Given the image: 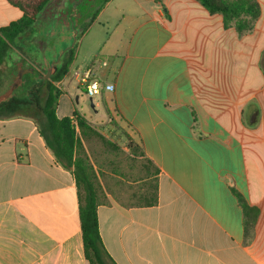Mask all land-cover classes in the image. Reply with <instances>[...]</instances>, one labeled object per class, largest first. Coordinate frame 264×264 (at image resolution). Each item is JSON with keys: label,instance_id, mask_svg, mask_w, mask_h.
Here are the masks:
<instances>
[{"label": "crops", "instance_id": "0c3cea01", "mask_svg": "<svg viewBox=\"0 0 264 264\" xmlns=\"http://www.w3.org/2000/svg\"><path fill=\"white\" fill-rule=\"evenodd\" d=\"M257 1L261 16L241 38L196 0H108L78 38L55 83L57 117H71L79 104L65 76L86 96L74 72L112 86L88 100L104 107L126 150L128 142L139 148L155 183L157 203L144 206L121 201L143 199L145 177L132 183L111 167L97 176L99 235L113 264H264V0ZM21 16L0 0V28ZM33 38L20 39L16 67L35 66ZM241 201L254 217L248 236ZM0 264H88L74 176L26 117L0 119Z\"/></svg>", "mask_w": 264, "mask_h": 264}, {"label": "trees", "instance_id": "16d2710c", "mask_svg": "<svg viewBox=\"0 0 264 264\" xmlns=\"http://www.w3.org/2000/svg\"><path fill=\"white\" fill-rule=\"evenodd\" d=\"M50 0H7L18 8L22 16L0 28V94L11 82V77L17 72L16 62L24 55V43L20 39L27 35L37 22L38 15ZM104 0L102 3L107 2ZM210 15L221 16L223 27L233 29L237 37L241 38L251 33L261 16V8L257 0H196ZM15 57L9 60L13 53ZM264 59V55H262ZM71 57L65 60L61 69L49 80L42 82L31 75L23 76L25 83L13 92V96L0 103V119L12 117L31 118L46 147L51 151L57 163L74 176L79 198L80 228L85 259L88 264H113L107 255L98 229L97 176L92 166L85 158L82 140L96 138L108 144L105 136L89 120L77 110L71 117L58 118L56 106L61 94L55 83L67 73ZM75 120L78 133L72 126ZM129 149L140 152L136 145L128 142ZM157 203L156 194L144 206ZM244 211L245 234H249L254 224V217L250 208L241 201Z\"/></svg>", "mask_w": 264, "mask_h": 264}, {"label": "rangeland", "instance_id": "374dc122", "mask_svg": "<svg viewBox=\"0 0 264 264\" xmlns=\"http://www.w3.org/2000/svg\"><path fill=\"white\" fill-rule=\"evenodd\" d=\"M42 71L44 73V70ZM64 78L69 94L72 95L73 98L75 95L79 97V104H75L76 109L79 110L78 112L82 115L84 113L86 116H91L94 122L93 125L99 129L108 142V144H105L94 137H88L82 140L83 145L88 152V154L85 152V158L92 166L96 176L103 179L102 171L111 167L112 169L117 170L120 177L125 180L128 179V181L132 183L142 180V178L145 177V180L141 181L143 199H136L133 201L122 200L121 203L127 202L136 205H146L155 194V183L152 179L146 180L147 173L150 171V169L146 166V161L141 158V154L139 152H133L132 149L126 150V141L124 136L121 135L119 131L120 129L116 127L114 122L106 116L104 107L99 104L96 108H91L88 96L75 90L72 76L67 75ZM126 166L127 169L125 168ZM131 178L132 180H130ZM96 183L98 190H101L99 179H97ZM132 195L134 196L133 193Z\"/></svg>", "mask_w": 264, "mask_h": 264}, {"label": "flooded vegetation", "instance_id": "af4514ba", "mask_svg": "<svg viewBox=\"0 0 264 264\" xmlns=\"http://www.w3.org/2000/svg\"><path fill=\"white\" fill-rule=\"evenodd\" d=\"M51 1V0H50ZM49 1V2H50ZM73 0H70L72 2ZM93 2V0H87V2ZM48 2V3H49ZM83 2V0H74V3H72V6L67 8L64 13L61 11L58 12V14H55L52 12L53 9H55L56 4H58V0L55 1V3H49V7H47L43 12L41 11L38 15L37 22L32 26L31 31L34 33V38L32 39L33 46L30 51V55L32 59L35 62V68L38 67L41 70L47 69V67L44 64V59L41 54L40 50V34L43 33L44 35H47V33L54 29L56 32L55 36V55H58L60 50H65V57L69 58L73 54L74 48L76 47V43H74V40H78L79 36L82 34L84 28L86 27V24L89 23L94 16L97 14L99 9L102 7L103 3L99 5L97 8H95L92 12L88 14L86 18H83L82 15L79 13L77 8L80 6V4ZM92 4L90 3L88 5V9ZM88 12V11H87ZM84 19V22L77 27L76 23L78 21H81ZM62 20H65L68 22L65 25L66 28V38L67 41L64 43V45L60 43V29L62 26ZM57 26H60L57 28ZM47 37V36H46ZM44 52L46 55L49 56L51 59V55L53 54V51L48 46V42L46 46L44 47ZM51 64V62H50ZM46 67V68H45ZM49 68V67H48ZM36 70V69H35ZM37 71V70H36ZM41 73V71H37V73ZM43 72V71H42Z\"/></svg>", "mask_w": 264, "mask_h": 264}, {"label": "water", "instance_id": "95a60500", "mask_svg": "<svg viewBox=\"0 0 264 264\" xmlns=\"http://www.w3.org/2000/svg\"><path fill=\"white\" fill-rule=\"evenodd\" d=\"M56 0H51L49 3H55ZM87 0H83V2L80 4V6L77 8L79 13L82 15L83 18H86L90 12H92L95 8H97L104 0H93V2H87ZM49 3H47L43 9L42 12L49 7ZM72 3H74V0L70 2V0H58V4H56L55 9L52 10L53 13L58 14V12L64 13L67 8L72 6ZM92 4L88 9V5ZM88 11V12H87ZM68 22L65 20H62V26L60 29V43L61 45L67 41L66 38V28L65 25ZM84 22V19L81 21H78L76 23V26L79 27L82 23ZM47 36V37H46ZM55 36L56 32L54 29H51L47 35H44L43 33L40 34V50L42 56L45 57V60L48 62L50 61L51 64L49 68L44 70L43 74L37 73L34 67H28V68H23L22 66H17V72L13 75L10 84L6 88V90L0 94V103L8 101L12 96L13 92L17 90L19 87H21L25 83V79H23V76L25 75H31L33 79L35 80H40L42 82L49 81L63 66L65 63V60L67 59L65 57V50H60L58 55H55ZM48 42V45L51 47V50L53 51V54L51 55V59L49 58L48 55H45L44 53V47L46 46ZM74 43H77V40H74ZM90 102V107L93 108V103L92 100H89Z\"/></svg>", "mask_w": 264, "mask_h": 264}, {"label": "built area", "instance_id": "2783aa9c", "mask_svg": "<svg viewBox=\"0 0 264 264\" xmlns=\"http://www.w3.org/2000/svg\"><path fill=\"white\" fill-rule=\"evenodd\" d=\"M89 76H90L89 71H85L83 74H79L78 72L73 73V77L78 81V83L84 85L85 92L87 96H89L90 98H92L95 94H98L102 88L105 90L112 89V86L110 85H105L104 87H102L98 82L91 81L89 79ZM72 126L75 132L78 133L77 123L74 119L72 120Z\"/></svg>", "mask_w": 264, "mask_h": 264}]
</instances>
